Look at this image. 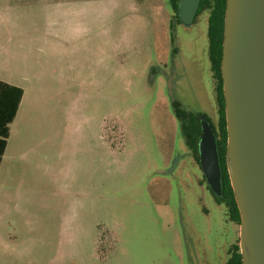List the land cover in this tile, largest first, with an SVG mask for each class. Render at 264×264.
I'll list each match as a JSON object with an SVG mask.
<instances>
[{
    "label": "rangeland",
    "instance_id": "1",
    "mask_svg": "<svg viewBox=\"0 0 264 264\" xmlns=\"http://www.w3.org/2000/svg\"><path fill=\"white\" fill-rule=\"evenodd\" d=\"M11 1L9 10L0 5V73L29 74L33 84L37 72L40 77L44 73L57 88L64 72L74 75L69 63H19L17 57L23 47L37 49L42 35L50 32L47 15L52 10L41 5L48 0ZM100 2L105 7L100 18L104 33L95 30L91 38L95 47L104 46L105 73L100 82L96 78L97 83L90 84L88 102L77 100L75 108L69 102V128L75 133L71 138L69 132V156L64 154L65 168L59 171L58 205L51 213H35L57 227L58 239L52 244L57 264L75 258H85L86 264H223L232 244L240 247V223L230 219L225 204L215 201L194 155V162L181 163L172 172L155 171L156 163L175 157L185 144L174 101L193 114L206 113L218 124L206 27L210 11L198 15L201 24L185 26L170 0ZM74 17H86L81 7ZM166 36L170 53L163 60L168 74L156 78ZM77 44L69 47L80 60ZM149 63L153 66L147 71ZM69 82V88L73 84L83 89ZM104 120L106 131L100 125ZM64 137L58 134V142ZM95 137L104 158V191L99 196L70 195L69 160L80 165L91 158ZM152 160L154 179L147 174ZM41 196L39 203L44 204ZM98 252L103 256L99 261L94 256Z\"/></svg>",
    "mask_w": 264,
    "mask_h": 264
},
{
    "label": "crops",
    "instance_id": "2",
    "mask_svg": "<svg viewBox=\"0 0 264 264\" xmlns=\"http://www.w3.org/2000/svg\"><path fill=\"white\" fill-rule=\"evenodd\" d=\"M12 2L0 0V5L3 9L9 10ZM41 5L52 10L47 15L51 30L42 35L43 43L35 49L36 51L29 52L26 47L17 51L19 63H69L74 69V75L69 77V72H64L59 77L62 82L54 88L50 78L44 76V73L40 77L37 71L34 84L33 76L30 77L29 74L14 76L0 73L1 82L23 90L16 115L8 124L7 144L0 162V264H57L56 249L52 246L53 243L56 245L58 239L57 227L54 223L52 227L51 221L46 222L36 218L35 213L44 210L48 214L53 209L56 210L57 187L61 175L59 171L65 168L64 154L69 156V132L71 138L72 133H75L73 126L69 128V106L72 103V108H75V105H79L76 103L77 100L88 102L90 84H96V78L100 82L101 75L105 73L104 46L102 49L100 45L95 47L91 38L95 30L99 34L104 33V22L102 23L101 20L104 19L105 7L101 5L100 0H48ZM80 7L86 17L77 19L74 15ZM102 15L103 19L100 20ZM197 18L194 23L204 21ZM102 24L103 28H100ZM206 27L208 35V22ZM165 40L160 50L161 68L155 75L156 78H165L166 73L168 74L164 69L168 67V63L163 59L170 53L168 47L170 37L166 36ZM75 41L81 43L80 60L74 59L73 48L69 47V43L73 45ZM69 66H67L68 70ZM152 66L153 63H149L147 71L151 70ZM90 75L92 78L89 80ZM151 75L150 73V78ZM69 78L83 89L79 90L73 84L69 88ZM2 88L5 87L0 86V89ZM73 89L76 90V98ZM69 91H72L71 101H69ZM82 102L81 105L84 106ZM100 125L106 131L105 120L103 125ZM89 129L91 131L92 127L89 126ZM58 134H65L64 139H61L62 143L58 142ZM96 138L92 143L91 158L82 161L81 166L77 161L69 160L66 168L70 195L76 192L78 195L99 196L104 191V175L101 172L104 158L98 151L99 142L96 149ZM188 149L186 143L183 144L175 157L172 154L165 162L156 163L158 166L155 171L163 175L174 171L181 163L194 162L193 155ZM171 159L173 160L170 164ZM152 166H154L153 160L150 170L148 169L150 172L147 174L154 179V175L151 174L154 172ZM197 166L201 170L200 166ZM41 195H45L44 204L39 203L42 201ZM94 256L97 261L103 257L99 252L94 253ZM227 260L223 261V264H226ZM87 262L85 258L78 260L75 258L66 261L65 264Z\"/></svg>",
    "mask_w": 264,
    "mask_h": 264
},
{
    "label": "water",
    "instance_id": "3",
    "mask_svg": "<svg viewBox=\"0 0 264 264\" xmlns=\"http://www.w3.org/2000/svg\"><path fill=\"white\" fill-rule=\"evenodd\" d=\"M201 0H179L181 23L191 26ZM227 122L226 162L241 215L243 264H264V0H227L221 63ZM199 162L221 196L215 127L200 115Z\"/></svg>",
    "mask_w": 264,
    "mask_h": 264
},
{
    "label": "trees",
    "instance_id": "4",
    "mask_svg": "<svg viewBox=\"0 0 264 264\" xmlns=\"http://www.w3.org/2000/svg\"><path fill=\"white\" fill-rule=\"evenodd\" d=\"M173 8L177 12L178 22L181 23L178 15V1L170 0ZM227 0H201L196 18L206 9H209L208 17V40H209V58L211 62V70L215 79V93L216 102L218 105L219 119L218 124H214L215 133L217 137L218 152L221 164L222 174V191L221 196L216 195L209 185L208 189L211 191L215 200L218 203L225 204L228 210V215L231 220L236 223L241 222V215L234 195V190L231 185L230 176L226 162L227 151V122L225 112V97L223 91V76L221 70V63L223 57V38H224V21ZM195 18V20H196ZM172 28V24H171ZM171 39L174 41L173 32ZM0 86L5 87L0 89V162L4 153L7 137L9 133L8 124L12 122L16 115V111L23 94L21 88L10 86L0 81ZM175 113L180 120L181 130L185 137L186 144L192 149L195 159L199 162L198 143L201 135L200 115L206 113H196L186 111L182 108L180 103L174 101ZM209 117V116H208ZM226 264H243L242 254L238 244L234 245V251Z\"/></svg>",
    "mask_w": 264,
    "mask_h": 264
},
{
    "label": "flooded vegetation",
    "instance_id": "5",
    "mask_svg": "<svg viewBox=\"0 0 264 264\" xmlns=\"http://www.w3.org/2000/svg\"><path fill=\"white\" fill-rule=\"evenodd\" d=\"M185 143H186V142H185ZM186 145H187V144H186ZM187 147L189 148V152L192 153V155H193V152H192L191 148H190L188 145H187ZM199 164H200V163H199ZM200 168H201V165H200ZM201 169H202V168H201ZM226 208H227V207H226ZM235 244H236V243H235ZM235 244H234V243L232 244L231 255H232V253H233V251H234V245H235ZM231 255H230V257H231ZM230 257H229V258H230ZM229 258H228V259H229Z\"/></svg>",
    "mask_w": 264,
    "mask_h": 264
}]
</instances>
